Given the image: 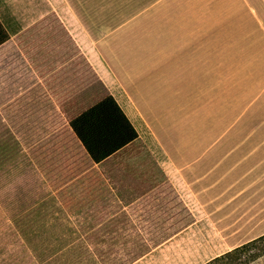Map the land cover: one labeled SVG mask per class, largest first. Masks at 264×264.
Masks as SVG:
<instances>
[{
    "label": "crops",
    "instance_id": "0c3cea01",
    "mask_svg": "<svg viewBox=\"0 0 264 264\" xmlns=\"http://www.w3.org/2000/svg\"><path fill=\"white\" fill-rule=\"evenodd\" d=\"M15 1L0 0L2 132L44 184L72 171L94 235L162 236L123 264H207L264 235V0ZM51 14L62 30L42 37L44 60L71 44L145 145L111 172L16 42Z\"/></svg>",
    "mask_w": 264,
    "mask_h": 264
},
{
    "label": "rangeland",
    "instance_id": "374dc122",
    "mask_svg": "<svg viewBox=\"0 0 264 264\" xmlns=\"http://www.w3.org/2000/svg\"><path fill=\"white\" fill-rule=\"evenodd\" d=\"M26 1L36 4L35 0ZM41 8V4L37 6L38 11ZM1 128L0 264H123L148 247L142 245L160 240L162 236L151 234L136 241V237L94 235V220L89 223L74 215L75 188L67 184L73 181L71 167L67 168L70 172L50 168L48 184H44L43 178L26 168L25 157ZM255 252L235 253L212 264H264V254L251 257Z\"/></svg>",
    "mask_w": 264,
    "mask_h": 264
},
{
    "label": "trees",
    "instance_id": "16d2710c",
    "mask_svg": "<svg viewBox=\"0 0 264 264\" xmlns=\"http://www.w3.org/2000/svg\"><path fill=\"white\" fill-rule=\"evenodd\" d=\"M61 30L58 20L51 14L30 30L34 31L35 38L25 39L30 35L28 31L18 36L16 42L37 71L88 157L94 163L101 164L106 172H111L126 160L139 155L143 143L114 97L71 44L66 42L65 46L62 45L63 50L53 53V65L49 60H44L40 51L41 44L45 42L42 37L60 36ZM7 40L8 33L0 22V45ZM253 249L257 250L251 254L254 259L264 254V235L207 264Z\"/></svg>",
    "mask_w": 264,
    "mask_h": 264
}]
</instances>
